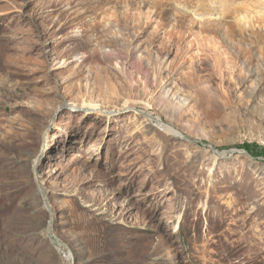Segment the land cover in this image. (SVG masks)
<instances>
[{
  "label": "rangeland",
  "instance_id": "374dc122",
  "mask_svg": "<svg viewBox=\"0 0 264 264\" xmlns=\"http://www.w3.org/2000/svg\"><path fill=\"white\" fill-rule=\"evenodd\" d=\"M0 264H264V0H0Z\"/></svg>",
  "mask_w": 264,
  "mask_h": 264
}]
</instances>
